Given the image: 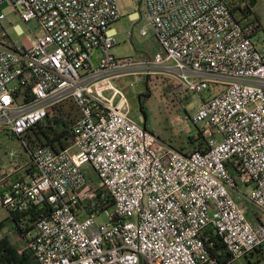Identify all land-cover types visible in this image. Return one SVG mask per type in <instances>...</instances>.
I'll return each mask as SVG.
<instances>
[{
  "label": "built area",
  "instance_id": "2783aa9c",
  "mask_svg": "<svg viewBox=\"0 0 264 264\" xmlns=\"http://www.w3.org/2000/svg\"><path fill=\"white\" fill-rule=\"evenodd\" d=\"M136 1L160 46L143 60L113 55L118 0H0L44 31L33 33L29 47L0 32V132L21 139L29 156L25 166L0 174V208L18 222L22 232L14 222L12 233L39 264H233L264 249L257 22L247 20L245 3L233 12L226 0ZM5 18L0 13V23ZM129 75L157 76L198 95L219 89L202 98L193 118L207 150L178 151L133 120L114 85ZM68 101L80 113L74 144L33 147L30 129ZM22 170L31 175L13 180ZM240 185L252 186L251 195ZM102 192L111 207L101 209ZM235 194L261 220L253 223ZM103 214L109 221L98 225Z\"/></svg>",
  "mask_w": 264,
  "mask_h": 264
},
{
  "label": "rangeland",
  "instance_id": "374dc122",
  "mask_svg": "<svg viewBox=\"0 0 264 264\" xmlns=\"http://www.w3.org/2000/svg\"><path fill=\"white\" fill-rule=\"evenodd\" d=\"M241 1L245 3L248 21L258 17L256 21L258 30L254 41L258 50L264 54V0H256L253 12L250 10L247 0ZM118 2L122 17L113 26L118 35V45L112 51L113 55L117 58H133L135 60L153 57L160 49L159 42L153 28L142 16L138 2L136 0H118ZM0 13L6 17L0 23V32L5 29L13 41L19 45L25 44L29 47L30 37L33 36V33L38 36L44 34L36 20L28 25L9 3L0 6ZM19 30L22 31L21 35H18ZM143 30H147V35H142ZM131 84H134V87ZM169 84H171L170 81L157 76H152L150 80L146 81L143 77L129 75L114 81V85L122 91L128 100L130 116L133 120L172 148L188 153L194 152L195 148L190 145V142L198 137L200 126L194 123L193 118L198 112L202 98H209L211 95L217 94L219 89L212 92L205 91L198 95L181 89L177 85V87L174 85L175 88L172 87L171 90H168L167 85ZM147 91L151 92V96L149 98L142 97ZM64 106L65 110L71 114V118L77 120L79 110L76 105L68 101L64 103ZM72 151L75 152V149ZM28 160V152L21 139L7 130L0 132V174L12 173L19 166H25ZM85 172L94 186L98 187L100 181L94 169L91 166H86ZM240 191L249 196L253 187L240 185ZM235 197L240 203H243L247 216L253 223L258 221L257 216H263L262 212H259L243 197H239L237 194ZM107 214L97 218L98 225L108 223ZM0 221L3 223V226L0 227V238L8 236L15 240L11 241L12 243L22 244L20 238L12 233L15 223L5 208H0ZM233 264H250V262L248 258L242 257L234 260Z\"/></svg>",
  "mask_w": 264,
  "mask_h": 264
},
{
  "label": "trees",
  "instance_id": "16d2710c",
  "mask_svg": "<svg viewBox=\"0 0 264 264\" xmlns=\"http://www.w3.org/2000/svg\"><path fill=\"white\" fill-rule=\"evenodd\" d=\"M229 6L232 8L233 12L239 8V5L242 4L241 0H226ZM247 11V9H246ZM258 20V17H255V21ZM150 80L148 77L146 81ZM175 88L174 84L167 85V89L171 90V88ZM151 96V92L147 91L142 97L149 98ZM64 104L55 106L49 110L48 117L44 122L35 125L30 129L27 133L26 138L29 143L33 147L45 146L51 147L55 151H62L70 148L74 144V134L72 132L73 125L76 122L75 119L71 118V114H69L65 108ZM79 110V109H78ZM80 115V113H79ZM78 119V118H77ZM190 145L195 148V151H206L207 150V140L203 136L201 129H199L198 137L194 140H191ZM183 153L184 152L181 150ZM192 153V152H191ZM106 195L105 199H102V195ZM107 193L102 192L99 193V201L103 202L101 209H105L107 207H111V205H107L105 200H107ZM263 217V216H262ZM261 216H257L258 220H261ZM14 220V217H13ZM16 222V232H22L17 227L18 222ZM3 226V223L0 227ZM32 227H28L31 229ZM20 243L14 244L11 242L8 236L0 238V261L2 264H39L32 251L26 249ZM250 264H261L264 263V249H258L252 252L248 257Z\"/></svg>",
  "mask_w": 264,
  "mask_h": 264
},
{
  "label": "crops",
  "instance_id": "0c3cea01",
  "mask_svg": "<svg viewBox=\"0 0 264 264\" xmlns=\"http://www.w3.org/2000/svg\"><path fill=\"white\" fill-rule=\"evenodd\" d=\"M31 174L28 172V170H22L16 174L13 175L12 179L15 180V179H25L27 177H29ZM14 237V236H13ZM9 239L11 241H15L13 240L11 237H9Z\"/></svg>",
  "mask_w": 264,
  "mask_h": 264
},
{
  "label": "water",
  "instance_id": "95a60500",
  "mask_svg": "<svg viewBox=\"0 0 264 264\" xmlns=\"http://www.w3.org/2000/svg\"><path fill=\"white\" fill-rule=\"evenodd\" d=\"M250 3V6H256V0H247Z\"/></svg>",
  "mask_w": 264,
  "mask_h": 264
},
{
  "label": "flooded vegetation",
  "instance_id": "af4514ba",
  "mask_svg": "<svg viewBox=\"0 0 264 264\" xmlns=\"http://www.w3.org/2000/svg\"><path fill=\"white\" fill-rule=\"evenodd\" d=\"M248 2V1H247ZM249 3V2H248ZM249 8H250V10L253 12V9L255 8V6L254 7H252V6H250V3H249Z\"/></svg>",
  "mask_w": 264,
  "mask_h": 264
}]
</instances>
